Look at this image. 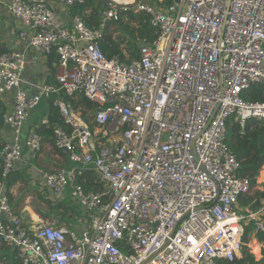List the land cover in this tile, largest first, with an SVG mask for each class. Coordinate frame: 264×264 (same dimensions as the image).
I'll use <instances>...</instances> for the list:
<instances>
[{
  "label": "built area",
  "instance_id": "1",
  "mask_svg": "<svg viewBox=\"0 0 264 264\" xmlns=\"http://www.w3.org/2000/svg\"><path fill=\"white\" fill-rule=\"evenodd\" d=\"M105 1L98 29L80 15L63 23L50 0L6 2L23 48L0 55V101L12 96L3 115L10 131L0 148L3 178L24 147L32 157L41 149V136L33 133L23 146L21 132L42 99L62 91L99 107L87 122L64 100L54 101L63 124L52 126L53 143L73 168L43 174L57 200L70 187L86 228L27 227L0 188V242L19 264H217L242 257L246 227L264 234V200L241 212L249 183L238 176L226 136L230 121L244 127L264 120V102L246 99L264 89V0ZM56 2L70 9L86 0ZM128 11L146 14L156 38L137 37L136 58H107V22ZM28 50L56 52L57 86H34L32 94L22 88ZM85 170L99 191L78 182Z\"/></svg>",
  "mask_w": 264,
  "mask_h": 264
},
{
  "label": "crops",
  "instance_id": "2",
  "mask_svg": "<svg viewBox=\"0 0 264 264\" xmlns=\"http://www.w3.org/2000/svg\"><path fill=\"white\" fill-rule=\"evenodd\" d=\"M6 2L7 0H0V47L6 48L8 52L18 51L23 46L18 40V29L6 8ZM49 4L50 8L63 23L70 21L69 19L72 15H70L69 8H64L56 0H50ZM26 54L27 66L22 76V88L32 94L34 86L44 84L56 86V79L52 76V72L55 71L56 78L57 67L56 69L54 68L55 64L50 63L47 56L36 53L33 50H28ZM262 96L264 97V89ZM11 100V95H7L3 99L7 108L6 112L12 107ZM48 110L49 98L42 99L39 106L30 112L21 132V143L23 146L30 135L35 133V130L44 121H47ZM9 140L10 131L5 127L2 117V123L0 124V148ZM2 168L3 163L0 159V171ZM71 168H73V165L70 163L67 153L57 149L53 150L47 144H44V148L39 155V160L32 157L24 147L22 159L16 163L13 171L6 178L0 177V188L4 190L13 212L22 219L25 226H37L46 222L78 234L86 228L87 223L80 227L77 226L79 224L74 225L73 209L69 205V202L72 200L70 197V187L66 189L62 199L57 200L43 186L44 173H55L58 169L68 170ZM80 178V184L83 187L90 181L91 189L87 190L84 187L86 191H99V185L94 184L95 175L92 170H85L83 176ZM82 216H84L83 212ZM257 244L260 249L258 251L255 249L253 256L259 261L261 259L262 245L258 242ZM256 255H259V257ZM0 264H19L15 260L12 250L9 247H3L1 244Z\"/></svg>",
  "mask_w": 264,
  "mask_h": 264
},
{
  "label": "trees",
  "instance_id": "3",
  "mask_svg": "<svg viewBox=\"0 0 264 264\" xmlns=\"http://www.w3.org/2000/svg\"><path fill=\"white\" fill-rule=\"evenodd\" d=\"M106 7L107 2L105 0H86L84 5L74 6L70 8L69 12L72 16H82L85 24L90 29H98L101 13ZM104 34L105 44H103L102 50L105 56L107 58L119 56L122 61H125V58L128 56L132 58L137 57V37L146 38L149 42H152L156 38V31L150 26L149 17L144 13H134L133 11L120 14L116 21H108L104 29ZM7 52L6 48L0 47V55ZM47 58L50 63L55 64L54 68L56 69L58 62L56 52H51ZM52 76L55 79V71L52 72ZM262 95L263 89L257 87L251 90L247 100L261 103L264 102ZM56 99L64 100L73 111H79L81 118L87 122L89 120L87 115L99 107L96 103L87 100L82 95L68 97L62 91L51 95L49 98V110L47 112V124H41L35 130L36 134L42 136L40 152L44 148V144L56 150L52 139V126L55 124H63L59 111L54 106ZM6 111V105L2 100L0 101V124ZM226 144L235 154L237 162L239 163L238 176L247 180L249 183L248 192L240 199L239 206L242 207L243 211H256L259 209L261 201L264 200V184L256 182V177L264 165V120L250 119L245 123L244 127H240L239 124L230 121L228 123ZM40 152L35 155L34 158L36 160H39ZM261 175L264 179V166ZM0 177L2 178V170L0 171ZM78 182L81 183V178H78ZM84 187L87 190L91 189L90 181ZM250 233L251 228L246 227L245 238L243 239L244 248H247L249 244L248 236ZM254 235L255 240L262 245L261 259L259 261L249 251H246L243 252L242 257L232 262L220 260L217 264H264V234L258 233ZM0 244L3 247H7L1 242ZM251 248H253V251L260 249L257 243L252 244Z\"/></svg>",
  "mask_w": 264,
  "mask_h": 264
},
{
  "label": "rangeland",
  "instance_id": "4",
  "mask_svg": "<svg viewBox=\"0 0 264 264\" xmlns=\"http://www.w3.org/2000/svg\"><path fill=\"white\" fill-rule=\"evenodd\" d=\"M262 171H263V167L261 168V170L259 172V175L256 177V182L259 183V184H263L264 183V179H263V177L261 175ZM69 205L73 209V222H74V225L75 224H79V225H77L78 227L83 226L86 223V220H85L84 216H82V212H81L82 210H80V207H79L78 203L76 201H74V200H71V202H69ZM241 212L244 213L245 211H243V209L241 208ZM241 224L245 226V223L241 222ZM70 226H72V225H70ZM255 243H257V241L255 240V235L251 233L250 237H249V244L247 245V248L243 249V252L249 251L250 254L253 255V253L255 251H253V248H251V245L255 244ZM253 257L255 258V256H253Z\"/></svg>",
  "mask_w": 264,
  "mask_h": 264
},
{
  "label": "bare ground",
  "instance_id": "5",
  "mask_svg": "<svg viewBox=\"0 0 264 264\" xmlns=\"http://www.w3.org/2000/svg\"><path fill=\"white\" fill-rule=\"evenodd\" d=\"M257 257H259V255H256Z\"/></svg>",
  "mask_w": 264,
  "mask_h": 264
},
{
  "label": "water",
  "instance_id": "6",
  "mask_svg": "<svg viewBox=\"0 0 264 264\" xmlns=\"http://www.w3.org/2000/svg\"><path fill=\"white\" fill-rule=\"evenodd\" d=\"M64 152V151H63ZM65 153V152H64Z\"/></svg>",
  "mask_w": 264,
  "mask_h": 264
}]
</instances>
